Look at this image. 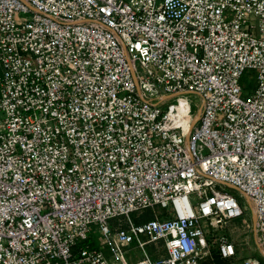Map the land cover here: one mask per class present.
<instances>
[{
	"label": "built area",
	"instance_id": "2783aa9c",
	"mask_svg": "<svg viewBox=\"0 0 264 264\" xmlns=\"http://www.w3.org/2000/svg\"><path fill=\"white\" fill-rule=\"evenodd\" d=\"M241 198L264 256V0H0V264H111L92 225L122 264H261L206 239Z\"/></svg>",
	"mask_w": 264,
	"mask_h": 264
},
{
	"label": "rangeland",
	"instance_id": "374dc122",
	"mask_svg": "<svg viewBox=\"0 0 264 264\" xmlns=\"http://www.w3.org/2000/svg\"><path fill=\"white\" fill-rule=\"evenodd\" d=\"M240 97L245 99L248 95L253 93V90L255 88L254 82H253V76L252 73H249L248 75H244L242 79L240 80ZM197 96L195 95H190L189 99L192 101L191 107H192V112L195 111L194 107V102L197 101ZM223 192H226L227 194H230L236 198L239 197V193L237 190L230 188L228 186H223L221 187ZM241 203L242 206L247 207V202L245 198H241ZM157 211H161L159 208L156 209ZM146 215L149 214V211L145 212ZM131 218L136 221L134 218V214L131 215ZM148 217L144 216L142 218V221L147 220ZM243 220L246 221L247 224H243ZM253 213L252 211L247 207L245 214L238 219H235L231 222H229L227 225H225L222 229H218L215 232H212V235L209 233L206 235V239L209 242L214 241V239L218 236L222 235H229L233 238V241L236 245V250L238 252V255L240 256L241 259H247V258H255L257 259L261 264H264V256L260 252L257 241H256V236L253 231ZM137 223V222H136ZM246 225L249 227L246 228ZM211 232V229L210 231ZM89 244L92 245L94 248H99L103 251L105 257L111 262V264H122L121 262L118 261H113L111 258V255L109 253V250L104 246V239L102 235L100 234L99 230L95 228V226H91V238L89 240ZM133 247V245H130L128 247H124L123 250L127 251V249ZM146 252L150 254L153 252V246H147ZM134 254L135 258H140L142 256V253L140 250H136L135 253L131 251L127 252L124 254V258L128 262V264H132V259L131 255Z\"/></svg>",
	"mask_w": 264,
	"mask_h": 264
},
{
	"label": "trees",
	"instance_id": "16d2710c",
	"mask_svg": "<svg viewBox=\"0 0 264 264\" xmlns=\"http://www.w3.org/2000/svg\"><path fill=\"white\" fill-rule=\"evenodd\" d=\"M144 216H147L148 219L151 218V216H150L149 214L146 215V213H144L143 216H142L141 218H139V219L136 220V222H140V221L142 220V218H144ZM89 245H90V247H92L91 244H89ZM214 258H215V263H216V264H222L221 261L217 258V255H216L215 253H214Z\"/></svg>",
	"mask_w": 264,
	"mask_h": 264
},
{
	"label": "bare ground",
	"instance_id": "6f19581e",
	"mask_svg": "<svg viewBox=\"0 0 264 264\" xmlns=\"http://www.w3.org/2000/svg\"><path fill=\"white\" fill-rule=\"evenodd\" d=\"M181 104H182V105H184V104H185L184 100H182V101H181Z\"/></svg>",
	"mask_w": 264,
	"mask_h": 264
}]
</instances>
